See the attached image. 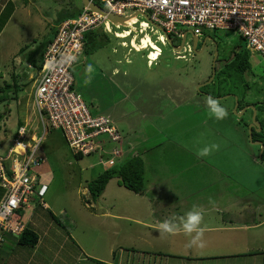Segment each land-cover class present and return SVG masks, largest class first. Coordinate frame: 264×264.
Listing matches in <instances>:
<instances>
[{"label": "rangeland", "instance_id": "1", "mask_svg": "<svg viewBox=\"0 0 264 264\" xmlns=\"http://www.w3.org/2000/svg\"><path fill=\"white\" fill-rule=\"evenodd\" d=\"M3 1L7 2L5 6L8 5V8L0 12V88H3L6 83H13L14 78L21 85V90L16 95L13 92L9 93L11 99L0 101V114H3L0 120V154L4 155L7 147L13 141L19 123L28 124L29 130L34 133H42L41 126H39V129L37 128V122L39 124V121L35 108L32 106L33 84L38 69L31 65L27 70L28 64H31L29 62L31 59L39 58V48L46 44L49 31L55 27L54 19L57 15L63 9H68V12L75 10V8H72L70 1L80 9L82 4L80 0ZM94 1L97 4L99 3L97 0ZM99 5L103 7L102 4ZM105 20L111 31V33H107V43L91 54H84L71 67L72 75L76 81L75 90L82 99L86 103L88 102L82 96L83 94L102 104H113L111 98L105 97L114 92L112 85L91 79L97 76L98 69L106 70L107 74L112 67H118L120 78L115 76L114 80L117 82L121 80L124 83L123 98L125 100L122 99L121 92H119L116 107H107L108 110L105 107L95 109L111 121L122 137L131 128L133 133H136L134 134L135 138H142L145 151L141 154L142 156L144 154H146V157L155 156L156 152L153 148L159 146L157 152L161 163L157 161V166L158 164L173 166L171 170L178 173V177L183 180H192L195 186L213 181H217L220 186L221 182L225 180H231L232 182V180H239V177L242 178L243 176L239 175L246 167L254 165L251 163L249 156L245 157L243 154L242 163L240 166L238 164L237 167L236 175L238 177L224 176L218 179L213 168L216 169V166L221 163L224 169H228L229 166L225 164L231 162L230 151L216 152L210 158L208 156L199 157L197 154L190 155L177 145L179 141L184 143L186 140L174 137L179 133H187L186 129L189 126L200 133L201 137L206 134L203 133V128H201V120L197 119L191 111L195 107L199 111L202 108L206 109L205 100L207 97L202 94L204 93L203 87H207L209 91H216V88L220 86L217 79L222 74L220 72L223 71V59L229 57L236 46L245 48V41L239 34L232 30H203L198 35L196 44V51L198 52H194L192 50L193 36L188 32L183 48L174 50L165 42L164 33L141 16L129 20L127 26L113 25L108 19ZM206 36H210L215 41L216 48L211 40H205ZM174 39L175 42H178V39L181 41V37ZM204 41V47L202 48ZM20 48H22V51H19ZM216 50L219 59L215 64L217 75H214L212 82L206 83L211 75ZM249 60L250 73L253 74L249 75L250 79L244 74L242 76L244 84H241L240 74L233 73L229 78L234 85L233 90L237 93L245 92V88L250 85L252 90L250 99L256 103L260 100L263 105L264 58L255 51H249ZM89 78L90 83L86 84L85 81ZM222 84L223 86L221 85L219 89L220 92L222 91L221 93L228 87L226 81ZM199 85L201 86L199 87ZM180 86L185 87L186 90L179 89ZM241 88H243L242 91ZM171 90L184 93V96L179 95L177 97V100H181L180 102L172 99L175 98L173 94L169 96ZM197 103H202V105ZM227 105L231 108L229 115L233 120H241L242 127L247 135L246 143L251 147V155L257 156L258 160L257 158L256 160L259 162L257 167L252 168V175L243 178L250 179L251 188L253 190L257 189L256 192L261 194L264 191V162L259 160L261 146L252 143L254 142L255 133H252V139H250L248 126H245V120L250 118L251 109H247L243 114H241V111L245 106L238 107L235 111V99L234 103L229 100ZM197 106L201 107L197 109ZM263 112H257L258 119L262 118ZM44 135L39 147V153L44 158L36 167V170L41 174V179L48 182V189L44 196L48 209L44 210L40 206H36L35 210V197L32 196L28 197V207L21 206L18 210V213L24 216L27 226L39 235L38 243L35 247L24 245L26 251L20 252L18 250L19 244H16L14 235L4 232L0 228V237L3 239L0 245V259L14 256H24V258L32 256L43 260L49 259L52 260V264H58L52 257L69 261L70 258L82 257L84 259L92 255L110 263L117 262L118 256H120V262L123 264H147L148 261H150V264H237L242 259L250 264H264V223L249 232H243L246 243L241 239L239 232L232 235L221 231L205 233L207 235L206 239L208 238L211 241V246L215 245L216 239L226 238L225 249L210 248L208 251L210 255H217L216 257L198 258L199 256L195 257L192 249L180 250L179 254H183L181 256L168 255L166 252L172 248L167 247L169 236L166 237L160 234V237H163L160 247L152 245L149 241L158 239V235L155 234L153 228V226L158 225V222L154 219H147L150 228L144 229L143 226L126 220V216L131 217V214L124 210H128L130 204L122 202L126 198H119L126 194H133L119 184L117 178H112L108 186L105 187L104 197L99 199L98 202L102 208L100 209L98 206L93 208L95 201L90 198L87 183L102 172V164L106 163V153L95 152L76 159L59 130L48 129ZM98 138L106 143L104 149L107 145L109 147L115 145L109 143L106 133L101 134ZM196 139L197 137L194 138L192 143H197L198 149L215 144L212 135H205L203 139ZM124 141L129 143L131 148L134 147L127 138ZM192 143L189 142V145ZM225 144L227 143L224 142ZM140 150L141 146H138L133 154L140 153ZM175 152L180 153L172 155ZM130 156H132V152H126L123 158H129ZM232 157L234 156L232 155ZM238 159L241 161L240 158ZM155 162L156 159L153 157L146 164L145 174L148 173V176L152 179L153 177L168 179L169 177L162 176L157 167L155 170L150 169V166ZM200 169H204L203 178L199 176L201 175ZM231 173L235 174L232 170ZM226 184L227 188H230V183ZM214 193H216V190H214ZM2 195L3 189L0 187V197ZM26 210L33 212L29 213ZM109 210L110 212L115 211L119 216L112 218L91 217V219L98 222V225L86 221V218L81 216L85 213H87L86 215H93L89 213H104ZM52 214L58 217L62 224L56 222ZM204 217H209L211 221L210 216L204 215ZM223 217L237 220V215L234 214L233 216V212L229 215L223 214ZM260 218H263V215L257 218L256 222H260L262 220H259ZM218 219L219 217H214L212 223H210L211 226H214ZM105 221L111 222L113 225L110 226L108 223V226H106L105 223H101ZM110 227H121V234L119 236L113 235ZM126 228H128V234L125 235ZM182 236L184 235H177L178 239ZM173 238L177 241L175 236ZM177 242L182 244L181 240ZM14 246L18 247L15 248ZM251 246L258 248L259 252L247 250ZM179 247L176 243L175 248ZM11 250L13 251L9 253L8 251ZM158 252L161 256L158 255ZM72 263H76L75 260H72Z\"/></svg>", "mask_w": 264, "mask_h": 264}, {"label": "built area", "instance_id": "2", "mask_svg": "<svg viewBox=\"0 0 264 264\" xmlns=\"http://www.w3.org/2000/svg\"><path fill=\"white\" fill-rule=\"evenodd\" d=\"M97 1L106 10L121 16L138 11L146 13L171 39L182 37L187 28L197 37L203 30L235 31L245 41L247 50L264 58V0ZM138 16L144 18L137 14L136 19ZM105 19L83 7L77 16L58 23L45 47L32 94L42 133H30L27 125H21L11 147L4 155L0 154V187L4 190L0 199V227L4 231L17 235L24 229L18 210L21 206L28 207V197L34 196L35 204L46 206L43 196L47 185L40 180L36 167L44 158L39 147L48 128L61 131L75 154L106 153L105 162L111 165L114 157L122 153L120 132L107 117L90 111L74 88L71 67L76 61L68 63L66 59L80 56L86 32L100 29L111 33ZM103 133L115 144L111 149H104L106 143L98 138Z\"/></svg>", "mask_w": 264, "mask_h": 264}, {"label": "crops", "instance_id": "3", "mask_svg": "<svg viewBox=\"0 0 264 264\" xmlns=\"http://www.w3.org/2000/svg\"><path fill=\"white\" fill-rule=\"evenodd\" d=\"M8 1H10V0H8ZM6 3L7 2L0 0V12L5 11L8 8V5L5 6ZM70 4L72 5V8H77V7H75V5H73V3L71 1H70ZM73 11H74V9L71 12H73ZM67 12H68V9H63L62 12H60L57 15V17L54 19L55 23H56V20L59 17V15L65 14ZM69 18H73V17H69ZM56 25H58V23H56L55 27H53L49 31L48 39L51 37V34H53L54 28H57ZM47 41L49 42V40H47ZM48 42H46V44L42 45L39 48L40 55L43 54L45 47L48 44ZM20 49H22V48H20ZM20 49H19V51H20ZM231 53H232V51H231ZM231 53H230V55H231ZM83 55H84V53L82 52L80 54V56L77 58L75 63H77L79 58ZM217 57H218V55H217ZM31 65L32 64H30V63L28 64L27 70H29ZM250 68H251V65L246 70V72L242 73V76L245 74V75H247V78L249 77V79H250L249 75H253L250 73L251 72ZM118 71H119L118 67H112L110 69V72H107V74H106V70L98 69L97 76L94 79H91L94 81L99 80V82H104L106 84L112 85L111 87H112V89H114V92L112 94H110L109 96H105V97L111 98L113 100V104H102V103L98 102L97 100H95L94 98L86 97L85 95H83L81 93L82 96L88 101L87 104L90 107V111L93 114H100L98 112V110H96L99 107H105L107 110H108L107 107H110V108L116 107L118 104V100H119V96L117 95L119 92H121L122 99L125 100L123 98V91L125 90L124 89V83H122L121 80L119 82L114 80L115 76L120 78V76H119L120 71L119 72ZM122 75H124V74H122ZM111 80L113 83L111 82ZM123 80H124V78H123ZM225 81H226V83L228 82L227 83L228 85L226 84L228 87L225 88V91L223 93H221L222 91L221 92L219 91V89L221 88L220 86L221 85L223 86V84H220L219 88L218 87L216 88V91H214V90L209 91L207 89V90H204V93H202V94H204V96H206V97H209L208 95L205 94V93H208L210 96L217 99L219 102H221V100H223L220 104H222L221 106H223L224 108L227 109V111H228L227 118H225L223 120H216L213 117L211 118L209 110L207 107L205 110L202 108L201 111L196 110V107H195V109H193L191 112L195 114V117L197 119L201 120V128H203L202 129L203 133H206V134H203V136L201 137L200 133H197L196 130H193L189 126V128L186 129L187 133H179V134L174 135V137H176V139L181 138V139L186 140L184 143H181L179 141V144H177V145L180 148H182L185 152H187V154L196 155L200 149H198L197 143H192L194 138L197 137L196 140H198L199 138L203 139L205 137V135H212V138L215 140V144H218L220 147H219V150L213 151L212 154L209 155L208 157L210 158L216 152L230 151V154H231V162L229 164H225V165L229 166L228 169H224V167L221 163H219L216 166V169L213 168L215 170V175L217 176V178L221 179L224 176L225 177H231V178L232 177H238L236 175L237 167H238V164L240 166L242 163L243 154L245 157L249 156L251 163L254 165L246 167V169L239 176L249 177L253 173L251 171L252 168L257 167V165L259 163V162H257L258 158L255 155H251V147L248 146L246 143L247 135L244 132V128L242 127V122H241V120H238V119L233 120V118L229 115V111H231V108L227 105V102H229V100H231V102L234 103V96H237V99L239 101L238 107L245 106L244 108L249 109L246 106L248 104L254 103L250 99V97H252V90L250 89V85L248 83L249 87H246L245 92H241V94H240V93H237V91L233 90L234 85L232 84V82H231L232 80L230 78L229 79L227 78L226 80L224 79V81L222 80V83H224ZM241 81H242L241 84H244L243 83V77H241ZM251 81H253V80H251ZM75 83H76V81L74 78V88L76 89ZM254 83H257V82H254ZM176 88H178V87L176 86ZM179 89L186 90L185 87H182V86H180ZM242 89L243 88H241V91H242ZM114 94H116V95L114 96ZM171 94H173V97H175V98H172V97L171 98L175 99L178 102H180L181 100H177V97H179V95L184 96V93L181 91H178V90H171L169 92V96H171ZM216 97H220V98H216ZM197 104L202 105V103H197ZM32 106H33V103H32ZM199 107H201V106H197V109ZM247 109H245L244 111L242 110L241 113L242 114L245 113L247 111ZM251 115H252V111H251ZM251 115H250V118L245 120L246 121L245 126L246 125L248 126V124L251 120ZM203 117H206V118H203ZM201 118H203V119H201ZM37 119H38V117H37ZM261 123H262V125L264 124V122H261ZM129 127H130V125L128 126V128ZM37 128L39 129L38 122H37ZM188 131H190L191 133H189ZM127 132L128 133L125 136L123 135L124 152L122 154V157L119 158V160L121 158L122 159H129L133 156L139 155L142 158L143 163H144V174H145L146 173V164L148 162H150L151 159L154 157V159H156V162L150 166V169L155 170L157 167L159 172L162 173V176L169 177L168 179L167 178H159L158 179L156 177H153V179H152V178H150V176H148V173H147L144 175L145 183H144V188H143L141 193H135V192L129 190V192H132L133 195L126 194V195H123V197L119 198V199L126 198V199L122 200V202H126V203L130 204L129 209L124 210L127 213L131 214V217L126 216L127 221L135 222L136 224L143 226L144 229L150 228V225L147 222L148 221L147 219H154V221L158 222L157 226H153L155 234L158 235L157 236L158 239L149 240L152 245H154L156 247H160L161 243L163 242V241H161V239L163 237H160L161 233L159 231V225L161 222H163L164 220H170V219L176 220L179 217H183L189 210L193 209V206H196L198 208V210H202L204 215H208L211 217V221H210L209 217H204L203 227L205 228V233L214 232V231H219V232L221 231V232L229 233L230 235H232L235 232H239L241 239L245 242L243 232H246V231L249 232L250 230H252L255 227H258L259 225L264 223V213H263L264 212V191L261 194H258L256 192L257 189L253 190V188H251L250 179H247V178L244 179L243 177L242 178L239 177V180H237V181L232 180V182H231V180H229V181L225 180L224 182H221L220 186L217 183V181H213V182L208 183V184L206 182H204L201 185L195 186V184L193 183L192 180H183L182 178L178 177L179 176L178 173H174L171 170L173 168V166L168 165V164H163V165L158 164V166H157V161L161 163V159L158 157V152H157L159 146L153 148L156 152L155 156L150 155V156L146 157V154H144L142 156L141 154L145 153V151L143 149L144 146H143L142 138H135L134 134H136V133H133V130L131 128ZM125 138H127L128 141L134 145L133 148H131V145L129 143H125V141H124ZM189 142L192 144L189 145ZM224 142H226L227 144L224 145ZM138 146H141L140 153L133 154V151H135V149ZM199 148H201V147L199 146ZM126 152H129V153L132 152V156H130L129 158H123V156ZM179 153L180 152H178V153L175 152L172 155L179 154ZM232 155L234 157H232ZM187 158H188V156H187ZM238 158H240L241 161H239ZM256 158H257V160H256ZM237 161H239V162H237ZM261 162H263V161H261ZM102 165H103V168L101 169L102 171L105 168L109 167L106 163H104ZM231 170L235 174H232ZM199 172L201 173V175H199V176L201 178H203L204 169H200ZM145 176H146V178H145ZM111 180H112V178L108 181V183ZM152 180H153V182H151ZM108 183L106 184V186H108ZM226 183H230V188H227ZM214 190H216V193H214ZM3 193H4V190H3ZM103 193H104V191L95 200V202L93 204L94 205L93 208L95 206H98L100 209L102 208L101 206H99L98 202H99V199L104 197ZM2 196L0 197V199L2 198ZM96 201H97V203H96ZM36 208L37 207H34L35 210H36ZM130 208H132V209H130ZM144 208H146V209H144ZM42 209L45 210V208H42ZM261 211H263V212H261ZM26 212L31 213L33 211L26 210ZM231 212H233V216H234V214L237 215V217H236L237 220H233L231 218L225 219L223 217V214L229 215ZM86 214L87 213H85L81 216H84L86 218V221L91 222V223H95L96 225H98V222L91 219V217H94V218L111 217L112 218V217H118L119 216L115 211L110 212V210L106 211L104 213H97V212L96 213H89V214H93V215H86ZM262 215H263V218L259 219V220H261V219L262 220L260 222H256L257 218L261 217ZM214 217H219V219L216 221V224L214 226H211L212 224H210V223H212V219ZM22 218L24 220V216H22ZM219 221H221V222L219 223ZM24 222H26V221H24ZM101 223H103V224L105 223L106 226H108V223L110 224V226L113 225L111 222H108V221L101 222ZM110 228H111V233L113 235L119 236L122 232L121 227H110ZM127 230H128V228H126V230H125L126 231L125 235L128 234ZM205 233H204V240H205L206 246L204 249H198L196 247L189 248V247H187L188 238H186L185 236H182L180 239H178V237L176 235L175 238L177 239V241L181 240L182 244L175 241L173 236H169L167 238V242L170 245L167 244V247L168 248L172 247V248L170 251H168L166 253H168V255L173 254V255L181 256L183 254H179L180 250L185 251L188 249H192V251L195 254V257H198V256H199L198 258L216 257L217 255H214V254L210 255L208 253V251L210 250V248L211 249L212 248H220V249L223 248V249H225L226 238L216 239L215 245L211 246V244H210L211 241L208 238L206 239L207 235H205ZM14 238H15V236H14ZM38 240H39V235H38ZM15 241H16V238H15ZM37 243L34 245V247L37 245ZM176 243H177V247L180 246L179 248H175ZM16 244H19V243H16ZM2 246L4 247V245H2ZM17 247H15V248H17ZM4 248H6V247H4ZM249 249L259 252L258 248H253L252 246L249 247L247 250H249ZM18 250L20 252L26 251L23 244H19ZM12 251L13 250L8 251V252L11 253ZM158 255L161 256V254H159V252H158ZM186 256H188V255H186ZM52 258L54 259V261L58 262V264H123L122 262H120V256H118L119 261L117 260V262H115V263L106 262V260H103V259L99 258L98 256H92V255H90L84 259L82 257L81 258H70L69 261L65 260V259H61V258H58L59 260L56 259L55 257H52ZM72 260H75L76 263H72ZM149 262L150 261H148L147 264H150ZM0 264H52V260H49V259L43 260V259L32 257V256H30V257L26 256V258H24V256H20V257L14 256V257L1 258ZM143 264H146V263H143ZM237 264H250V263L248 261H244L242 259Z\"/></svg>", "mask_w": 264, "mask_h": 264}, {"label": "trees", "instance_id": "4", "mask_svg": "<svg viewBox=\"0 0 264 264\" xmlns=\"http://www.w3.org/2000/svg\"><path fill=\"white\" fill-rule=\"evenodd\" d=\"M99 4V3H98ZM83 8V7H82ZM81 8V9H82ZM80 8H75L73 12H67L65 14L59 15V17L56 20V23L61 22L62 20L77 16L80 11ZM56 32V28L53 30V34H51V37L48 39L49 41L52 40L54 34ZM108 37L107 32L102 31L100 29H93L84 34L83 38V53L84 54H91L96 49L100 48L102 45L107 43ZM48 42V41H47ZM180 42V39H178V42H175V39H173V43L175 45H178ZM22 51V49H20ZM41 58L42 54L39 55L38 59H31V64L39 69L41 65ZM219 61V59H216V62ZM215 62V64H216ZM223 65V71L220 72L222 74L219 75V78L217 79V83L220 85L222 84V80H226L227 78L231 76L233 73L240 74V78L242 77V73L246 72V70L250 67V61H249V51L243 47L236 46L233 50L231 55H229L228 58L223 59L222 61ZM215 69L217 70V66L215 65ZM215 74L217 75L216 71ZM212 82V81H211ZM228 83V82H227ZM21 85H19L14 78L13 83H6L3 88H0V101L11 99L9 96L10 92H13L14 95L18 93V91L21 90ZM207 87H203V90H207ZM257 108V103H252ZM243 105V104H242ZM263 111H264V104L262 105ZM3 114H0V120L2 119ZM261 122H264V118L260 119ZM23 124V123H22ZM21 123L17 126H21ZM255 139V137L253 138ZM122 149L124 152V144H122ZM74 157L76 159H80L82 155L80 153L74 154ZM111 178H117L120 182L119 184L123 185L128 190H131L135 193H141L144 188V163L142 158L139 155L133 156L129 159H118L114 165L109 166L104 169V171L100 172L95 178L90 180L87 183V189L90 194V198L95 201L104 191L106 184ZM36 206L42 207L39 203L35 204ZM43 208V207H42ZM53 219L62 224L61 221L52 214ZM16 242L23 245H30L34 246L38 242V235L37 233L29 228L26 224L24 229L21 231V233L15 237Z\"/></svg>", "mask_w": 264, "mask_h": 264}, {"label": "clouds", "instance_id": "5", "mask_svg": "<svg viewBox=\"0 0 264 264\" xmlns=\"http://www.w3.org/2000/svg\"><path fill=\"white\" fill-rule=\"evenodd\" d=\"M172 41H173V39H172ZM166 43H167V40H166ZM66 59H67L68 63H72V62H75L77 60V57L76 56H68ZM41 60H42V58H41ZM37 75H38V73H37ZM37 75H36V79H37ZM36 79H35V81H36ZM85 83L86 84L90 83V78L87 79L85 81ZM34 84H35V82H34ZM34 84H33V88H34ZM32 94H33V92H32ZM205 103H206V106H207V108L209 110V113H210L211 117L215 118L216 120H223V119L227 118V116H228L227 109L224 108L223 106H221L220 102L217 99L209 96V97L206 98ZM22 125H27V127L29 128L28 124H22ZM39 126H40V123H39ZM18 127L19 126H17V129H18ZM48 129H50V128H48ZM41 130H42V128H41ZM51 130H57V129H51ZM46 132H45V134H46ZM16 133L14 134L13 139L15 138ZM30 133H34V132L31 131ZM38 134L40 135V133H38ZM44 136L45 135H43V137ZM109 143H111V142H109ZM122 144H123V137H122ZM11 145H12V143H11ZM11 145H9L7 147L6 152H7L8 148L11 147ZM219 147L220 146L218 144H212L210 146H205L204 148L200 149L197 152V155L199 157H207V156L211 155L213 151L219 150ZM111 148H112V146L109 147L108 145L106 147V149H111ZM121 149H122V147H121ZM72 154L74 155L75 153H72ZM91 154H93V153H91ZM122 154H123V149H122V153H121L120 156L114 157V163L120 157H122ZM82 156H86V155H82ZM101 157H102V155H101ZM107 157H108V155H107ZM261 157H262V154H261ZM261 157H260V160L262 161ZM114 163L111 164V165H108V164L107 165L108 166H112V165H114ZM37 172H38L40 180L47 185V189H48V182L42 180L41 179V174L39 173V171H37ZM46 192H47V190H46ZM46 192H45V194H46ZM44 196H43V200H44ZM44 202H45V200H44ZM45 204H46V202H45ZM42 207L45 208V209H48L47 204H46V206H42ZM21 220H22V222L25 225L26 222H24L22 216H21ZM203 221H204L203 211L202 210H198V208L196 206H193V209L189 210L183 217H179L176 220H171L170 219V220H164L163 222H161L160 225H159V231L161 232L162 235H164L166 237L167 236H176V235H179V234L182 233L185 237L188 238L187 247H189V248L196 247L198 249H204L205 246H206V243H205V240H204L205 228L203 227ZM4 232H7V231H4ZM9 233H11V232H9ZM11 234H13V233H11ZM19 234H17V235L13 234V235L16 237ZM0 238H1V240H0V245H1V242L3 241V239H2V237H0Z\"/></svg>", "mask_w": 264, "mask_h": 264}, {"label": "water", "instance_id": "6", "mask_svg": "<svg viewBox=\"0 0 264 264\" xmlns=\"http://www.w3.org/2000/svg\"><path fill=\"white\" fill-rule=\"evenodd\" d=\"M80 2L82 4V7L87 8V9H89L91 11H94V12L102 15L103 17L108 19L113 25L119 24V25H122V26H127L129 20H131L132 18H136L137 14L143 15L144 18H146L151 24H153L156 28H158L160 31H162L165 34V38L167 40V44L170 45L172 47V49H174V50H181L183 48L184 43H185V39H186V35H187L188 32H190L192 34V36H193V39H192V50L194 52H198V51H196V44H197L198 37H197V35H195L193 33V31L191 29L185 30L184 34L181 37L180 44L179 45H175L173 43L171 37L168 34L165 33L164 29L160 25H158L155 22L151 21L149 19L148 15L146 13H144V12H139L138 11V12L133 13L130 16H121V15H117V14H115L113 12H110V11L106 10L104 7H102L101 5L97 4L94 1H91V0H80ZM206 39L211 40V42L215 45V48H216V43L210 36H206L205 40ZM204 43H205V41L202 44V48L204 47ZM217 55H218V53H217V50H216L215 53H214V57H213L211 75H210L209 79L206 81V83H210L212 81V79L214 78L215 71H216L215 62H216V59H217ZM200 86L201 85H199V87ZM205 94L210 96L208 93H205ZM216 98H220V97H216ZM234 99L236 100L235 111H237V107H238L239 101L237 99V96H234ZM246 107H248L252 111L251 120H250V122L248 124L249 136H250V139H252V132L253 131H257V132L260 131L262 129V123H261L260 119H258V117H257L258 110H257L256 106L253 105V104H248ZM245 109H247V108H244L243 111ZM262 114H263L262 118H264V112ZM252 143H255V144L261 146V153H260V157H261V154H262V151H263V143H262V141L258 140V141H254Z\"/></svg>", "mask_w": 264, "mask_h": 264}, {"label": "flooded vegetation", "instance_id": "7", "mask_svg": "<svg viewBox=\"0 0 264 264\" xmlns=\"http://www.w3.org/2000/svg\"><path fill=\"white\" fill-rule=\"evenodd\" d=\"M262 103H263L262 101L258 100V102H257V110L258 111H263ZM252 133H255L254 141L261 140L263 143V151H262V157L261 158H262V161L264 162V124L262 125V129L260 131H258V132L253 131Z\"/></svg>", "mask_w": 264, "mask_h": 264}, {"label": "bare ground", "instance_id": "8", "mask_svg": "<svg viewBox=\"0 0 264 264\" xmlns=\"http://www.w3.org/2000/svg\"><path fill=\"white\" fill-rule=\"evenodd\" d=\"M252 54V53H251ZM104 171V170H103ZM1 228V227H0Z\"/></svg>", "mask_w": 264, "mask_h": 264}]
</instances>
